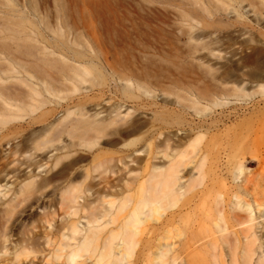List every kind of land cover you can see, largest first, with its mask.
Instances as JSON below:
<instances>
[{"label":"rangeland","instance_id":"374dc122","mask_svg":"<svg viewBox=\"0 0 264 264\" xmlns=\"http://www.w3.org/2000/svg\"><path fill=\"white\" fill-rule=\"evenodd\" d=\"M180 159L181 201L264 235V0H0V264H76L56 256L64 233ZM73 161L93 202L78 213L60 204L65 178L44 180ZM185 213L163 212L145 241Z\"/></svg>","mask_w":264,"mask_h":264},{"label":"bare ground","instance_id":"6f19581e","mask_svg":"<svg viewBox=\"0 0 264 264\" xmlns=\"http://www.w3.org/2000/svg\"><path fill=\"white\" fill-rule=\"evenodd\" d=\"M196 109L201 112L199 107ZM139 127L138 121L128 120L125 127L107 133L110 138L106 143L113 145L117 141L114 136L135 133ZM97 158L95 171L100 175L114 172L111 158ZM76 164L77 161H73L55 171L49 179H44L45 182L56 178L67 180L68 185L59 196L60 204L74 210L73 213H78L80 207H93L90 194L86 193L90 190L78 183L83 176L74 171ZM181 166V159L172 161L168 167L155 164L148 184L138 197H125L117 203L114 193L106 191L101 196L102 205L96 206V211L89 209L87 224L80 226L78 221L69 233H64L67 241L57 250L62 254L56 256L64 255L76 264L81 257L90 258L94 264H264V235L258 233L248 216L231 220L220 203L208 209L211 212L202 213L195 211L189 202L180 200L191 189V184L179 186ZM87 173L86 177H89L90 172ZM37 176L28 175L30 181L23 185L17 198L39 183ZM236 205L241 209L251 207L250 203L237 202ZM169 210L186 213L177 223L175 221L165 228L159 237L146 242L147 230L153 227V223H159L161 214ZM3 223L6 224L5 219L0 220V228Z\"/></svg>","mask_w":264,"mask_h":264}]
</instances>
